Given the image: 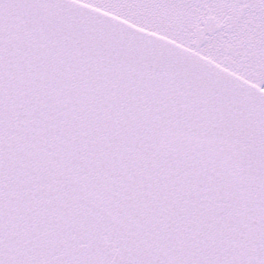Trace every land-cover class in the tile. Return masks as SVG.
<instances>
[{
    "label": "snow or ice",
    "instance_id": "1",
    "mask_svg": "<svg viewBox=\"0 0 264 264\" xmlns=\"http://www.w3.org/2000/svg\"><path fill=\"white\" fill-rule=\"evenodd\" d=\"M0 264H264V0H0Z\"/></svg>",
    "mask_w": 264,
    "mask_h": 264
}]
</instances>
